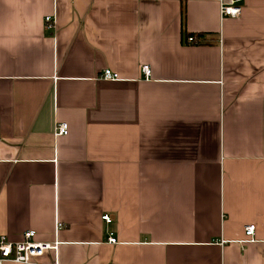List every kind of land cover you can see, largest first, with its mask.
Masks as SVG:
<instances>
[{
  "label": "crops",
  "instance_id": "0c3cea01",
  "mask_svg": "<svg viewBox=\"0 0 264 264\" xmlns=\"http://www.w3.org/2000/svg\"><path fill=\"white\" fill-rule=\"evenodd\" d=\"M241 6L0 0V232L58 241L42 264H264V0Z\"/></svg>",
  "mask_w": 264,
  "mask_h": 264
},
{
  "label": "built area",
  "instance_id": "2783aa9c",
  "mask_svg": "<svg viewBox=\"0 0 264 264\" xmlns=\"http://www.w3.org/2000/svg\"><path fill=\"white\" fill-rule=\"evenodd\" d=\"M242 0H219L220 11L223 16H238L241 13ZM47 25L53 26V16H46ZM184 41L187 44L200 43V39L194 35H185ZM142 71L146 76L151 74V68L148 64L142 66ZM101 78L106 80L120 79L118 72L110 68H105L101 73ZM69 133V124L66 121H59L55 125V135H67ZM106 222H111V216L104 214L102 216ZM62 223L57 221V229L61 227ZM256 225L248 224L245 227V233L249 238H252L255 232ZM109 241L117 242V238L111 236ZM58 241L48 242L39 241L36 239V232L34 230H26L20 239H10L7 234L0 232V264L19 263V264H42L37 259L44 256L47 250H56ZM58 264V263H55Z\"/></svg>",
  "mask_w": 264,
  "mask_h": 264
},
{
  "label": "trees",
  "instance_id": "16d2710c",
  "mask_svg": "<svg viewBox=\"0 0 264 264\" xmlns=\"http://www.w3.org/2000/svg\"><path fill=\"white\" fill-rule=\"evenodd\" d=\"M194 36H196V35H194ZM197 38H199V36H196ZM200 42H201V40H200Z\"/></svg>",
  "mask_w": 264,
  "mask_h": 264
}]
</instances>
